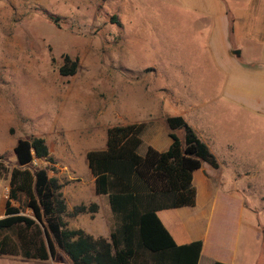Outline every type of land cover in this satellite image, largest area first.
Here are the masks:
<instances>
[{
	"label": "rangeland",
	"instance_id": "rangeland-1",
	"mask_svg": "<svg viewBox=\"0 0 264 264\" xmlns=\"http://www.w3.org/2000/svg\"><path fill=\"white\" fill-rule=\"evenodd\" d=\"M190 18L172 0H0V156L12 168L17 139L43 137L55 162L49 174L77 183L86 179L85 139L98 143L106 127L130 119L153 126L163 115L198 119L221 162L214 180L243 188L245 202L238 219L225 198L213 230L238 233L236 264H264V115L223 97L224 75ZM64 54L78 58L73 75L58 71ZM7 191L0 177L3 201ZM0 264L72 263L57 249L47 260L0 254Z\"/></svg>",
	"mask_w": 264,
	"mask_h": 264
},
{
	"label": "trees",
	"instance_id": "trees-1",
	"mask_svg": "<svg viewBox=\"0 0 264 264\" xmlns=\"http://www.w3.org/2000/svg\"><path fill=\"white\" fill-rule=\"evenodd\" d=\"M49 19L58 24L57 17ZM77 67L78 58L64 54L58 71L69 76ZM165 122L172 142L164 151L148 145L140 154L146 123L133 122L108 126L106 148L86 152L95 191L107 196L113 216L109 237L67 226L64 215L93 211L96 204H80L68 212L62 184L49 174L55 162L45 139H17V165L9 168L0 156V177L8 179L0 254L46 260L56 259L60 249L72 264H197L202 241L176 243L157 211L194 205L193 171L203 162L215 168L218 162L183 116H167ZM176 129H183L182 142ZM34 161L46 165L33 166Z\"/></svg>",
	"mask_w": 264,
	"mask_h": 264
},
{
	"label": "crops",
	"instance_id": "crops-1",
	"mask_svg": "<svg viewBox=\"0 0 264 264\" xmlns=\"http://www.w3.org/2000/svg\"><path fill=\"white\" fill-rule=\"evenodd\" d=\"M172 1L184 14L192 17L190 18L192 29L201 33L205 39V46L210 48L211 55L224 75L221 91L223 97L235 107L240 106L250 112L264 115V0ZM234 50H238L239 53ZM167 116L171 115L157 117L158 123L153 120L155 122L153 126H147L146 121L137 119L123 123H146L142 144L139 147L140 154L144 153L148 145L158 151H164L170 146L172 139L163 137V133L168 135L170 131L165 122ZM197 121L198 119L194 123H188L209 147L208 141L198 133ZM106 129L107 127L98 143H95L93 138H86L84 141L88 147L83 153L82 158H85L86 162L83 161L81 174L86 179L82 178L81 182L77 183L62 184L60 189L68 212L80 204L86 206L96 204L95 210L78 213L87 216L79 218L78 214H68L73 219L67 223L69 228L82 229L93 237H109L113 224L108 198L104 194L96 193L95 177L86 159L87 151L106 148ZM178 130L180 129L174 130V133L182 142L183 138L178 136ZM209 149L214 154L218 167L203 162L199 169L193 171L195 204L159 210L157 215L176 243L202 241L197 264H213L215 261L236 264L238 233L228 236L222 232L216 234L213 224L215 212L223 205L225 198L233 203L238 219L241 218L245 208V202L241 197L243 188L238 189L232 185V188L223 189L221 183L214 180L219 174L221 162L217 153L213 152L211 147ZM69 157L73 158V155L70 153ZM4 208L5 200L0 199V217L4 215ZM225 243H227L225 251L215 249L216 244Z\"/></svg>",
	"mask_w": 264,
	"mask_h": 264
},
{
	"label": "water",
	"instance_id": "water-1",
	"mask_svg": "<svg viewBox=\"0 0 264 264\" xmlns=\"http://www.w3.org/2000/svg\"><path fill=\"white\" fill-rule=\"evenodd\" d=\"M236 53H239V51L238 50H234Z\"/></svg>",
	"mask_w": 264,
	"mask_h": 264
}]
</instances>
